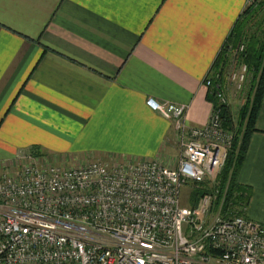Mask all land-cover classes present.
Here are the masks:
<instances>
[{
	"label": "crops",
	"instance_id": "1",
	"mask_svg": "<svg viewBox=\"0 0 264 264\" xmlns=\"http://www.w3.org/2000/svg\"><path fill=\"white\" fill-rule=\"evenodd\" d=\"M248 1L0 0V163L31 150L173 167V125L146 100L205 125L203 81ZM236 183L264 226V94Z\"/></svg>",
	"mask_w": 264,
	"mask_h": 264
},
{
	"label": "built area",
	"instance_id": "2",
	"mask_svg": "<svg viewBox=\"0 0 264 264\" xmlns=\"http://www.w3.org/2000/svg\"><path fill=\"white\" fill-rule=\"evenodd\" d=\"M224 50L203 81L213 98L205 125L188 126L185 105L146 100L173 125V167H59L31 150L14 168L0 165V264H264V226L246 217L240 193L227 201L229 179H219L238 135L222 111L231 88L241 92L252 77L243 42ZM187 184L200 192L193 207L180 203Z\"/></svg>",
	"mask_w": 264,
	"mask_h": 264
},
{
	"label": "trees",
	"instance_id": "3",
	"mask_svg": "<svg viewBox=\"0 0 264 264\" xmlns=\"http://www.w3.org/2000/svg\"><path fill=\"white\" fill-rule=\"evenodd\" d=\"M263 6L264 3L260 0H254L247 6L241 13V17L227 38V41L234 46L238 42H243L245 44V51L242 57L244 63L248 65L252 72L247 100L238 113V123L236 126L238 135L228 154L225 167L219 176V179L223 183L229 179L227 201L231 203H234L235 193H240V196L236 197V200L245 202L246 204L248 202L247 190L236 183V174L244 159L250 134L254 131L255 120L264 94V24L262 28H257V30L249 35L247 30L249 29V23L255 19ZM224 56L225 50L218 54L215 64L220 63ZM250 93L252 94L249 95ZM207 95L211 103L213 98L209 94V90L207 91ZM222 118L225 128H234V121L228 107L223 109ZM192 194L194 198L191 207L197 204L200 192L198 190H193Z\"/></svg>",
	"mask_w": 264,
	"mask_h": 264
},
{
	"label": "rangeland",
	"instance_id": "4",
	"mask_svg": "<svg viewBox=\"0 0 264 264\" xmlns=\"http://www.w3.org/2000/svg\"><path fill=\"white\" fill-rule=\"evenodd\" d=\"M262 2L264 3V0ZM247 6H249V3ZM263 24H264V6L262 7V10H260V12L256 15L255 19L249 23V29L247 30L248 35L253 33L255 30H257V28H262ZM248 93H249V85H247L245 87V89L242 90L241 92H237L234 88H231V90H230L228 108H229L230 114L233 118V121H234L233 123L235 126H237V123H238L239 110L245 104L247 97H248ZM251 94L252 93H250L249 95H251ZM235 128H237V127H235ZM69 134L72 135L74 133H73V131L72 132L70 131ZM44 155L48 156V154H46V153ZM66 155L67 154H64V153H61V154L53 153V154H51V164L59 166V167H73L75 164L69 160L68 156L65 157ZM53 156H54V161H52ZM106 158H107V156H106ZM106 158L103 156H100L99 154L98 155L94 154V156L91 157L90 159L93 161H97V162L98 161L104 162ZM85 159H88L87 154H81V160L78 162L77 165L81 166L89 160V159L88 160H85ZM114 162H115V164H122V161H120V160L119 161L114 160ZM104 163H107L109 165H115V164H112V161H111V163H110V161H106ZM0 165H5V166L7 165V166H9V169H10L11 166L14 168L17 165V163L3 162V163H0ZM191 187H192L191 184H187L186 186H184L181 189L180 203L183 207H191L192 206V201H193L194 197H193V194L191 192Z\"/></svg>",
	"mask_w": 264,
	"mask_h": 264
}]
</instances>
